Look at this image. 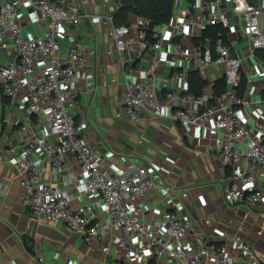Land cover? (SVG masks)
<instances>
[{"label": "built area", "instance_id": "built-area-1", "mask_svg": "<svg viewBox=\"0 0 264 264\" xmlns=\"http://www.w3.org/2000/svg\"><path fill=\"white\" fill-rule=\"evenodd\" d=\"M124 1L116 0L117 8ZM223 1L179 2L159 30L138 16L134 26H115L113 16L84 13L67 0H0V95L24 108L17 118L5 106L0 122L6 132L0 129V140L15 130L23 146L14 168L32 221L54 228L66 225L85 244L97 245L105 262L121 258L126 264H264V256L240 237L222 243L205 240L203 230L181 212L178 198L157 219L146 222L147 200L159 187L163 167L131 165L114 171L103 166L83 136L85 123L73 114L87 50L67 32L88 19L105 25L121 62L123 53L137 43L135 58L148 56L145 67L137 66V78L125 80L123 114L133 121L147 114L211 130L216 158L232 168L223 189L225 204L264 209V0H228L227 6ZM195 30L201 35L189 47L181 39L194 37ZM211 30H216L214 35ZM60 37H69L64 52ZM175 60L184 65L169 79L181 83H161L159 65ZM211 65L222 68L224 90L216 93L211 78L201 94L194 95L186 82L188 72L205 74ZM159 89L164 91L160 98ZM37 150L50 162L53 176L68 158L74 160L77 173L69 179L95 198L99 211L73 208L72 195L43 180ZM186 196L182 192L179 198ZM37 259L42 261L41 254Z\"/></svg>", "mask_w": 264, "mask_h": 264}, {"label": "crops", "instance_id": "crops-1", "mask_svg": "<svg viewBox=\"0 0 264 264\" xmlns=\"http://www.w3.org/2000/svg\"><path fill=\"white\" fill-rule=\"evenodd\" d=\"M172 1L173 7L179 2L181 6L186 2H201ZM67 2L78 4L81 11L87 14L111 15L115 26L136 25L137 16L133 13L129 12L124 19L117 15L119 8L116 0ZM222 3L224 6L229 4L228 0ZM165 24L155 28L162 30ZM215 31H209L210 35H214ZM68 34L81 40L87 50V64L83 72L85 77L81 78L73 114L77 122L85 123L83 136L100 154L103 166L114 171L124 170L131 165L163 167L159 187L153 190L147 200L148 211L144 220L152 222L157 219L159 213L170 209L171 201L178 198V204L183 209L181 212L189 215L195 225L203 230L205 240L222 243L224 239L240 237L254 248L258 256H264V209L225 204L223 189L232 168L216 158L217 145L213 132H203L176 120L147 114L133 121L123 114L121 100L125 80L137 78V66L145 67L148 63V56H144L143 60L135 58V48L139 44L135 45L134 50L125 51L124 61L121 62L105 25L92 24L84 19ZM200 35L195 30L194 37L185 36L181 41L192 47ZM68 38L60 37L62 52L68 47ZM169 64L172 65H159L158 79L161 83L166 81L169 85H178L181 82H175L169 76L181 69L184 62L175 60ZM211 78L215 82V92L221 93L224 90L222 68L213 65L206 68L205 74L194 70L188 72L186 82L189 91L194 95L201 94L205 81ZM157 96L163 97L164 91L159 89ZM6 105L13 116L19 118L24 115L20 102L0 95L1 116L6 112ZM171 111L173 113L175 108ZM0 129L5 131L1 122ZM22 149L15 130H10L5 140H0V264H126L121 258L105 262L97 245L85 244L80 236L64 224L55 228L59 234L57 238L37 233L30 237L26 234L32 220L29 207L22 202V186L14 168V162L22 156ZM36 155L42 160L43 180L53 182L72 195L73 208L89 207L94 212L99 211L95 198L78 189L69 179L77 173L74 160L68 158L65 168L53 176L52 166L44 158L43 151L37 150ZM182 192H186L187 196L179 198ZM207 220L208 224L205 223ZM38 254L42 256L41 262L37 259Z\"/></svg>", "mask_w": 264, "mask_h": 264}, {"label": "trees", "instance_id": "trees-1", "mask_svg": "<svg viewBox=\"0 0 264 264\" xmlns=\"http://www.w3.org/2000/svg\"><path fill=\"white\" fill-rule=\"evenodd\" d=\"M147 19L150 28L167 23L173 12L172 0H125L117 15L124 19L128 13Z\"/></svg>", "mask_w": 264, "mask_h": 264}, {"label": "water", "instance_id": "water-1", "mask_svg": "<svg viewBox=\"0 0 264 264\" xmlns=\"http://www.w3.org/2000/svg\"><path fill=\"white\" fill-rule=\"evenodd\" d=\"M36 233L52 238L59 237V234L57 233V230L54 227L48 225H40L37 224L35 221H31L26 234L30 237H33Z\"/></svg>", "mask_w": 264, "mask_h": 264}, {"label": "rangeland", "instance_id": "rangeland-1", "mask_svg": "<svg viewBox=\"0 0 264 264\" xmlns=\"http://www.w3.org/2000/svg\"><path fill=\"white\" fill-rule=\"evenodd\" d=\"M1 111V110H0ZM0 117H1V112H0Z\"/></svg>", "mask_w": 264, "mask_h": 264}]
</instances>
